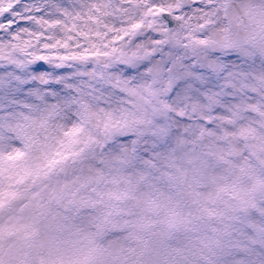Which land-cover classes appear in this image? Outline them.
Listing matches in <instances>:
<instances>
[{
  "label": "snow or ice",
  "instance_id": "snow-or-ice-1",
  "mask_svg": "<svg viewBox=\"0 0 264 264\" xmlns=\"http://www.w3.org/2000/svg\"><path fill=\"white\" fill-rule=\"evenodd\" d=\"M0 264H264V0H0Z\"/></svg>",
  "mask_w": 264,
  "mask_h": 264
}]
</instances>
